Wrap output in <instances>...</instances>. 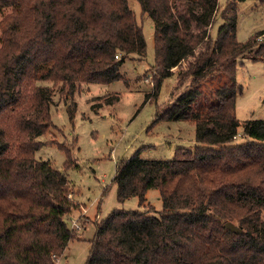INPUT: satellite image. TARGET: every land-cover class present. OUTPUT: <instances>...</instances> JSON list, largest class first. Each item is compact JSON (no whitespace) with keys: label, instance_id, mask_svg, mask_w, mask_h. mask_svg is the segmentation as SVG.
Returning <instances> with one entry per match:
<instances>
[{"label":"trees","instance_id":"obj_1","mask_svg":"<svg viewBox=\"0 0 264 264\" xmlns=\"http://www.w3.org/2000/svg\"><path fill=\"white\" fill-rule=\"evenodd\" d=\"M133 1L0 0V10L9 11L0 36V264H56L78 237L68 224L79 204L65 170L35 156L54 123L53 90L34 83L60 85L67 100L84 84L123 80L126 59L147 56ZM136 1L153 23L159 74L145 102L191 58L178 71L186 89L153 125L193 122L196 145L171 160L135 154L118 163V201L143 203L157 189L163 210L115 209L96 221L86 264H264V120H247L246 142L236 143L237 67L242 58L264 62L257 44L264 31L237 39L238 4L246 0ZM117 101L115 95L108 105ZM58 148L67 156L64 168H72V152ZM229 222L239 232L226 228Z\"/></svg>","mask_w":264,"mask_h":264},{"label":"rangeland","instance_id":"obj_2","mask_svg":"<svg viewBox=\"0 0 264 264\" xmlns=\"http://www.w3.org/2000/svg\"><path fill=\"white\" fill-rule=\"evenodd\" d=\"M227 2L219 0L223 6ZM131 8L143 29L147 56H129L120 69L123 80L110 84H84L67 100L60 85L54 86L48 81L34 83V87L52 88L51 113L54 123L48 133L40 137L44 146L35 156L39 160L50 161L56 169L65 170L73 199L79 204L68 219L70 227L73 221L80 224V229L72 228L78 237L69 243L65 253L56 259V264H86L90 240L95 234L94 223L106 218L115 209H140L149 213L163 210L157 189L149 190L143 203L137 197L123 203L118 201L114 177L120 161L135 154L144 160H171L178 149H190L196 145L193 122L160 121L153 125L158 111L171 105L186 89L189 81H185L187 84L182 87L178 71L187 69L191 58L172 69L174 74L164 80L157 98L145 102L146 96L154 93L159 77L155 65V31L152 20L142 13L138 1L131 2ZM8 12L0 10V36L2 18ZM220 13L213 37H216L218 23L223 21ZM259 31H264V4L258 0L239 3L237 39L247 42ZM257 44L264 45V34L257 38ZM258 48L256 46L255 50ZM236 76L238 84L242 86V93L236 101V115L241 124L236 143H245L246 140L242 138L243 124L247 120H264V62L242 58ZM30 94V90H24L22 95ZM115 95L119 96V101L108 105V100ZM69 108L74 111L72 117ZM14 144L18 145L16 141ZM59 146L72 152V168H64L67 156Z\"/></svg>","mask_w":264,"mask_h":264},{"label":"water","instance_id":"obj_3","mask_svg":"<svg viewBox=\"0 0 264 264\" xmlns=\"http://www.w3.org/2000/svg\"><path fill=\"white\" fill-rule=\"evenodd\" d=\"M226 228H228L229 230L233 231V232H239V229L233 224V223H227Z\"/></svg>","mask_w":264,"mask_h":264},{"label":"built area","instance_id":"obj_4","mask_svg":"<svg viewBox=\"0 0 264 264\" xmlns=\"http://www.w3.org/2000/svg\"><path fill=\"white\" fill-rule=\"evenodd\" d=\"M72 228H73V229H80L81 226H80V224H79L77 221H73Z\"/></svg>","mask_w":264,"mask_h":264},{"label":"crops","instance_id":"obj_5","mask_svg":"<svg viewBox=\"0 0 264 264\" xmlns=\"http://www.w3.org/2000/svg\"><path fill=\"white\" fill-rule=\"evenodd\" d=\"M220 23H218V25H219ZM214 28H215V24H214V26H213Z\"/></svg>","mask_w":264,"mask_h":264}]
</instances>
